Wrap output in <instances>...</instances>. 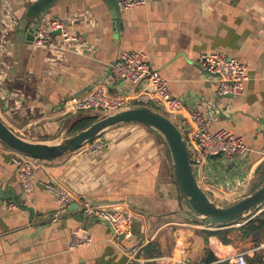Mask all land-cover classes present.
Listing matches in <instances>:
<instances>
[{
  "label": "crops",
  "instance_id": "0c3cea01",
  "mask_svg": "<svg viewBox=\"0 0 264 264\" xmlns=\"http://www.w3.org/2000/svg\"><path fill=\"white\" fill-rule=\"evenodd\" d=\"M34 0H0V115L26 138L59 140L75 121L91 116L63 106L83 96L125 50H144L185 103L180 115L202 112L212 130L242 135L247 150L212 156L197 177L218 203L227 204L264 183V0H58L43 20L70 18L85 40L60 48L34 45ZM57 37V36H56ZM226 51L247 64L238 96L218 93L216 78L200 64L204 52ZM110 92L131 90L108 77ZM75 151L47 159L31 190H24L10 148L0 142V264H264V227L210 225L196 218L180 195L163 138L139 122L112 126ZM55 177L76 200L61 211L46 182ZM87 201L131 213L130 232L103 219L81 220ZM264 208L261 209V211ZM260 211V212H261ZM264 217V215H263ZM84 224L93 242L72 244ZM221 231L222 235L217 233Z\"/></svg>",
  "mask_w": 264,
  "mask_h": 264
},
{
  "label": "built area",
  "instance_id": "2783aa9c",
  "mask_svg": "<svg viewBox=\"0 0 264 264\" xmlns=\"http://www.w3.org/2000/svg\"><path fill=\"white\" fill-rule=\"evenodd\" d=\"M7 2V0H5ZM121 6L131 8L145 4V0H119ZM70 18L50 17L41 22L34 32V45L52 47L57 42L60 48L65 49L70 44H81L84 33L71 29ZM59 30L60 32L56 33ZM57 36V37H56ZM202 67L215 76L218 93L221 95L238 96L243 92L244 83L248 79L247 64L241 59L230 56L226 51L210 50L200 57ZM108 77L116 82L128 83L131 90L110 92ZM146 104L159 109L175 121L185 135L186 143L193 168L198 175L205 163L218 154L229 157L242 155L248 148L242 135L233 130L222 127L212 130L198 109H193L183 118L180 113L185 108L183 100L175 94L169 80L151 64L144 50H125L120 57L110 65L109 74L101 77L83 96H72L63 106L72 112L115 110L125 105ZM94 150H98L101 143L95 142ZM20 182L24 190L33 188V181L39 167L45 158L33 157L10 149ZM47 188L54 192L59 199L60 210H67L76 198L65 186L51 177L46 182ZM10 202V207H16ZM83 213L87 219L107 220L119 232V227L125 225L130 232L133 221L131 213L120 208L99 207L87 201L83 204ZM93 242L92 235L83 224L74 228L72 233L73 246L82 247ZM238 264H247L245 253L236 255ZM136 264H146L140 259Z\"/></svg>",
  "mask_w": 264,
  "mask_h": 264
},
{
  "label": "water",
  "instance_id": "95a60500",
  "mask_svg": "<svg viewBox=\"0 0 264 264\" xmlns=\"http://www.w3.org/2000/svg\"><path fill=\"white\" fill-rule=\"evenodd\" d=\"M56 1L58 0H34L29 4L28 9L34 15L30 23L33 33L41 24L48 9ZM58 32L60 31L57 30L56 33ZM86 112L91 116H97L96 120L83 129L51 142L22 136L12 129L0 115V142L10 149L26 155L54 159L95 140L112 126L125 122H139L163 138L171 159L174 181L180 195L185 199L189 211L196 218L210 225L242 224L257 215L263 208L264 183L250 194L233 202L218 204L199 183L184 133L175 121L159 109L146 104H131L115 110L97 111V114H93L91 111ZM8 198H12L15 203L20 204L13 192L0 187V199ZM70 208L72 207L70 206ZM84 217V213H82L80 217L82 221Z\"/></svg>",
  "mask_w": 264,
  "mask_h": 264
},
{
  "label": "trees",
  "instance_id": "16d2710c",
  "mask_svg": "<svg viewBox=\"0 0 264 264\" xmlns=\"http://www.w3.org/2000/svg\"><path fill=\"white\" fill-rule=\"evenodd\" d=\"M97 116H83L79 118L75 123L73 124L71 128V132H74L79 129H83L90 125L94 120H96ZM264 209L259 212L254 217L250 218L248 221L242 224V228L245 230L246 234H252L259 230H261L264 227ZM217 233L222 235L221 231H217ZM223 236V235H222ZM131 264H136V262H132Z\"/></svg>",
  "mask_w": 264,
  "mask_h": 264
},
{
  "label": "rangeland",
  "instance_id": "374dc122",
  "mask_svg": "<svg viewBox=\"0 0 264 264\" xmlns=\"http://www.w3.org/2000/svg\"><path fill=\"white\" fill-rule=\"evenodd\" d=\"M70 133H71V132H70ZM100 136H101V134H100L98 137H100ZM98 137H97V138H98ZM91 142H92V141H91ZM87 144H88V143H87ZM263 208H264V206H263Z\"/></svg>",
  "mask_w": 264,
  "mask_h": 264
}]
</instances>
